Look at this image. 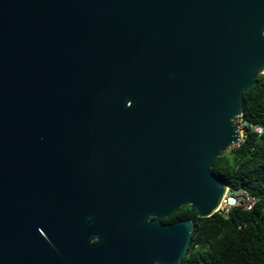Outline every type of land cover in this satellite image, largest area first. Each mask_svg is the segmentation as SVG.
Here are the masks:
<instances>
[{
	"label": "water",
	"instance_id": "water-1",
	"mask_svg": "<svg viewBox=\"0 0 264 264\" xmlns=\"http://www.w3.org/2000/svg\"><path fill=\"white\" fill-rule=\"evenodd\" d=\"M263 73L264 0H0V264H181Z\"/></svg>",
	"mask_w": 264,
	"mask_h": 264
},
{
	"label": "trees",
	"instance_id": "trees-1",
	"mask_svg": "<svg viewBox=\"0 0 264 264\" xmlns=\"http://www.w3.org/2000/svg\"><path fill=\"white\" fill-rule=\"evenodd\" d=\"M241 120L242 142L221 152L211 173L230 192L246 194L254 203L250 209L239 205L208 218H199L190 206H182L164 218V224L194 222L181 264H264V73L257 76L256 86L243 93Z\"/></svg>",
	"mask_w": 264,
	"mask_h": 264
},
{
	"label": "built area",
	"instance_id": "built-area-1",
	"mask_svg": "<svg viewBox=\"0 0 264 264\" xmlns=\"http://www.w3.org/2000/svg\"><path fill=\"white\" fill-rule=\"evenodd\" d=\"M237 119H240V122H241L240 127L237 126V128L243 132V130L241 129L242 125H243V122L241 120V116L237 117ZM258 132H261V130L258 129ZM253 203H254V200L249 198L246 194L232 193L229 190H227V192L223 196L221 203H220L219 207L217 208L216 212L226 214L232 208L237 207L239 205L246 206L247 209H250L251 206L253 205Z\"/></svg>",
	"mask_w": 264,
	"mask_h": 264
},
{
	"label": "rangeland",
	"instance_id": "rangeland-1",
	"mask_svg": "<svg viewBox=\"0 0 264 264\" xmlns=\"http://www.w3.org/2000/svg\"><path fill=\"white\" fill-rule=\"evenodd\" d=\"M234 123H235V126H236V127H237V126L240 127V123H241V122H240V119H237V118H236V119L234 120ZM242 133H243V132H242ZM244 201H245V200H244ZM246 202H247V201H246Z\"/></svg>",
	"mask_w": 264,
	"mask_h": 264
}]
</instances>
